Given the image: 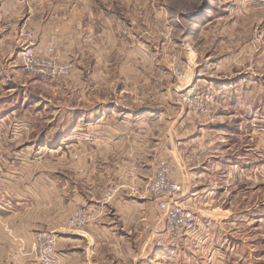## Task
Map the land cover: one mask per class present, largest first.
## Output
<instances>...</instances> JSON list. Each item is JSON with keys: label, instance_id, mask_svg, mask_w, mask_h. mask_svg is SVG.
<instances>
[{"label": "rangeland", "instance_id": "rangeland-1", "mask_svg": "<svg viewBox=\"0 0 264 264\" xmlns=\"http://www.w3.org/2000/svg\"><path fill=\"white\" fill-rule=\"evenodd\" d=\"M148 15L149 34L142 33L145 24L141 15L135 13L131 20L137 27L136 39L151 42L154 72L149 67L148 82L126 85L133 86L139 95L149 89V94L143 99L124 96L123 104L138 107L140 112L154 111L145 113L156 129L155 136L161 137L159 142L155 140L154 171L158 161L164 159L170 163L169 178L179 187L175 199L195 212L198 225L191 237L198 236L199 241L197 246L184 245L181 251H162L164 254L158 256L155 264H216L217 261L231 264L234 256L227 259L212 256L211 252L217 245L218 252H225L230 240L225 241L224 237L229 233L241 239L238 240L240 254H247L242 246L249 243L251 256L247 264H259L255 255L264 251V220L256 219L264 211V2L153 0V10L151 6ZM19 37L23 39L22 34H11L9 39V35L0 33V172L10 165L7 156L15 150H22L28 156L40 153L42 160L28 163L34 168L77 170L82 165L77 162L80 157H68L80 154L83 144L68 143L59 148L55 143L60 136H73L72 141L84 139L86 135L92 136L94 130L87 128L92 126H87L83 117L75 119V116L67 120L80 124L77 130L70 124L56 130L55 108L73 104L66 99L67 79L43 83L26 74L19 60L25 43ZM176 57L178 61L173 60ZM9 63L13 66L9 67ZM176 68L179 72L188 68L190 73L182 79L176 75ZM127 69L123 67V73ZM138 73H146L145 67L140 66ZM93 90L99 95L110 92L109 88L98 85ZM64 114L59 116L64 118L67 116ZM118 115L123 117V114L112 117L116 120ZM91 122L94 125V118ZM186 138L194 142L185 148ZM26 140L32 144L24 145ZM165 149L169 153L164 154ZM180 150L182 155L191 152L193 158L187 160L192 171L186 179L187 190L183 178L179 181L171 178ZM119 169L110 170L102 179L97 174L96 178L93 176L97 187L90 194L94 195L93 199L109 204L113 200L104 202L103 198L111 184L130 185L129 177H118ZM74 179L81 194L74 198L60 194V216L74 209L65 219L67 230L73 229L69 221L79 210L91 215V220L94 218V211L83 204L87 199L83 200L82 195L88 192L84 191L82 178ZM117 196L142 197L125 192ZM62 197L69 200L63 202ZM155 210L156 223L160 220L154 231L157 250L162 245L156 239L164 232L166 219L158 204ZM228 213L231 221L218 220ZM244 236L248 238L242 239Z\"/></svg>", "mask_w": 264, "mask_h": 264}, {"label": "crops", "instance_id": "crops-1", "mask_svg": "<svg viewBox=\"0 0 264 264\" xmlns=\"http://www.w3.org/2000/svg\"><path fill=\"white\" fill-rule=\"evenodd\" d=\"M151 6L153 10V0H0V33L9 35V39L11 34H22L24 42L32 43L35 53L43 55L52 48L53 56L74 65L71 75L64 78L67 79L66 99L73 104L55 108L56 130L68 128L69 124L77 130L80 124L67 120L71 116L83 117L85 124L92 126L87 128L94 130L92 136L83 135L84 139L72 141L73 136H60L55 143L59 148L68 143L83 144L80 154L68 157H80L77 162L82 165L77 170L67 168L63 172L58 167L34 168L28 164L42 160L40 153L28 156L22 150H15L7 156L10 165L0 172V264H39L32 251L33 235L38 230L59 235L58 264H155L164 250L177 252L199 242L198 236H190L176 245L158 246L160 249L156 250L154 231L160 220L156 223L157 203L147 193L141 198L117 196L109 204L90 195L97 188L95 174L102 179L110 170L124 168L131 162H139L140 183H145L155 172V140L159 142L161 137L155 136L156 129L149 122L150 116L145 114L154 111L140 112L138 107L123 104L124 96L143 99L149 94L147 89L139 95L126 83L148 82L149 67L154 72L151 42L136 39L137 27L131 20L135 13L141 15V22L145 24L142 33L149 34ZM28 32L32 34L26 35ZM2 49L5 50L3 45ZM140 66L145 67L146 73H138ZM123 67L129 68L127 73H123ZM97 85L109 88L112 93L104 94L103 90V94H97L93 90ZM62 113L67 116L61 118ZM113 114H123V117L118 115L115 120ZM193 140L183 139L185 148ZM31 144L26 140L24 145ZM87 146L89 149H85ZM162 152L169 153V149ZM190 153L182 155L180 150L171 172L172 180L186 181V190V179L192 173L187 164V160H193ZM76 171L80 174H75ZM76 177L83 180L84 191L88 192L82 195L83 200L87 199L83 204L94 211V218L81 228L67 230L65 219L74 209L60 216V194L74 198L80 193ZM68 198L62 197V201ZM228 216L229 213L218 220H228ZM263 216L264 211L256 219L263 222ZM218 220L214 222L219 224ZM224 238L230 240L227 249L220 253L218 245L213 246L212 256L227 259L234 256L231 264H247L251 256L249 243L242 246L247 250L242 255L238 250L241 239L231 233ZM255 258L264 264V251L258 252Z\"/></svg>", "mask_w": 264, "mask_h": 264}, {"label": "built area", "instance_id": "built-area-1", "mask_svg": "<svg viewBox=\"0 0 264 264\" xmlns=\"http://www.w3.org/2000/svg\"><path fill=\"white\" fill-rule=\"evenodd\" d=\"M264 2V0H261ZM28 32L26 35H31ZM19 52V60L26 74L40 82L47 83L64 79L71 75L74 65L70 61H61L53 56V49L49 48L46 54L34 52L31 42H24ZM165 44V42L163 43ZM173 60L178 61V57ZM188 64L190 62H187ZM176 75L182 79L187 78L190 70L175 69ZM170 163L167 160L158 161L157 168L145 183H140L139 164L131 162L118 174V177H129L130 185L111 184L104 193V202L114 200L122 192L133 195L147 193L157 201L159 209L164 213L166 226L164 232L157 236L156 242L159 246H171L179 243L181 239L192 236L197 228V217L194 211L177 201L176 192L179 187L172 184L169 178ZM85 211L79 210L69 221L72 228H81L91 220V215L86 216ZM33 253L39 264H58L57 257V235L52 231H38L33 237Z\"/></svg>", "mask_w": 264, "mask_h": 264}]
</instances>
